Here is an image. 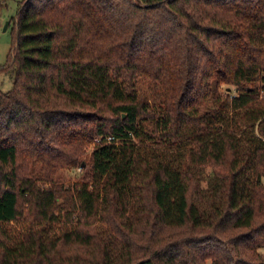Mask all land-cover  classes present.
<instances>
[{
  "label": "trees",
  "instance_id": "1",
  "mask_svg": "<svg viewBox=\"0 0 264 264\" xmlns=\"http://www.w3.org/2000/svg\"><path fill=\"white\" fill-rule=\"evenodd\" d=\"M20 3L0 264H264V0Z\"/></svg>",
  "mask_w": 264,
  "mask_h": 264
},
{
  "label": "rangeland",
  "instance_id": "2",
  "mask_svg": "<svg viewBox=\"0 0 264 264\" xmlns=\"http://www.w3.org/2000/svg\"><path fill=\"white\" fill-rule=\"evenodd\" d=\"M21 1L23 0H0V68H2L0 69V89L2 91H7L11 88V71H6L4 68L10 65L13 57L16 41L17 9ZM6 21H8V24L4 29ZM137 89L147 97L152 108H158L161 101L158 89L147 83H140ZM231 91L232 94L235 93L233 87H231ZM144 125H148V123L146 122ZM91 150V146L86 149L84 156H82L83 162L89 161ZM40 165H36V167L39 168ZM57 176L60 183L67 185L75 180H81L84 176V171L80 166L63 168L58 170ZM262 182L264 183V177Z\"/></svg>",
  "mask_w": 264,
  "mask_h": 264
},
{
  "label": "water",
  "instance_id": "3",
  "mask_svg": "<svg viewBox=\"0 0 264 264\" xmlns=\"http://www.w3.org/2000/svg\"><path fill=\"white\" fill-rule=\"evenodd\" d=\"M7 24H8V21H6V23H5V25H4V26H5L4 29L6 28Z\"/></svg>",
  "mask_w": 264,
  "mask_h": 264
}]
</instances>
